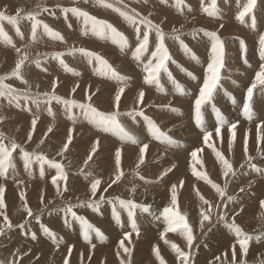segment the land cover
<instances>
[{"label": "rangeland", "instance_id": "obj_1", "mask_svg": "<svg viewBox=\"0 0 264 264\" xmlns=\"http://www.w3.org/2000/svg\"><path fill=\"white\" fill-rule=\"evenodd\" d=\"M58 1H61L62 4H60L61 2H58ZM109 1H113V4L110 6H103V5H107ZM138 1H142V5L140 7L137 4ZM100 3L101 5H99ZM257 3H258V0H248V1L247 0L245 1L244 0H235V1L234 0L232 1L231 0H226V1L225 0H132V1L131 0H101V1L100 0H52V1L51 0H40L36 2L35 4L32 1H29L26 3H18V4L8 3V2L0 3V43L2 46L10 49V51L19 52L21 51V48L18 45L19 38L22 37V40H24L26 38V35L28 36L29 33H35L37 30H46L49 33V36H51L50 38H48L46 42H50L53 46L64 47L63 50H56L53 52L48 51L49 53L48 52L42 53L40 51H38L39 53L35 52L32 54H27V55H24L23 53L22 58H21V63H17L16 65H12V66L8 65L9 60L5 59L2 53L0 52V69H1L0 70V86L2 84V86L0 87V109L13 107L12 109L19 113H22L24 111L29 112V110L31 113L32 112L33 113L34 112H37V113L44 112V115L47 117L48 122L50 123L49 126H51V129L49 131L50 136L52 135V133H55L56 130L60 131L61 136H62L61 138L54 139L52 141L51 140L47 141V138L44 137V139L40 140V144H42V146L37 147L33 153L29 152L30 151L29 149L36 145V140H38L39 138H37L35 136V133H33V135L30 134L31 143L29 144L23 143L22 138L21 140L19 137H17V135L16 136L12 135L13 128H10L11 129L10 133L6 129L8 128V124L10 125L11 122L13 121L11 119H7V115L5 113L1 114L2 116L0 117L1 118L0 120V144L2 145V147L0 145V148L1 150L2 148L5 150H2V151L0 150V156H1L0 163L5 162L4 165H7L6 168H4L6 173L4 172L3 178L8 179V177H10L11 174L12 175L15 174V171H17L20 165H22L31 170H37L44 176L49 175L52 179L59 177L62 179L60 180L62 184L61 186L56 188L57 191L56 190L54 191L57 196L54 195V198H53L48 195H43L42 198L44 200L42 199L40 201V204L34 203L35 204L34 205L33 202L30 201V197L28 194L29 192L27 191L22 192V194L20 195V199H21V202L24 204L21 207L18 206V209L11 207L10 206L11 204L4 203L5 202L4 200H7L6 191L5 189H2V191L0 190L1 191L0 192V246H1L0 251L9 250L11 249V245H13L14 242H18L16 238L14 240H11L12 236L14 235L13 233L17 234V237L26 236L25 238L27 239V241L24 242V244H19L20 246L22 245V247L24 248L17 247L14 250V253L9 258L3 257L4 253H1V252H4V251H1L0 252V264H26L27 262H29L28 264H42L43 259L40 262H39V259H41L44 256V253H42L41 250L36 246L40 238H42L49 245V247H54L55 243L61 244L65 240V238L68 237L69 235L68 233H73L74 231L78 230L79 234H82L83 238L86 237L89 240H92V239L95 240L96 238L95 240L96 242H104L110 237L106 233L107 229L109 228L110 230L114 228L116 232H118L119 230V232H121L119 233V235H122V234L125 235L128 232L133 233V232L138 231L137 233H139L140 236H143L144 234H149V233H145L142 228L146 230H155V229H160V228L162 230H167L166 229L167 226H165V223L167 224L176 223L178 227V231L180 232L181 230L183 232L186 240L190 244L189 249L180 248L181 250L180 251L179 246H178L179 243H176L177 247L174 246V248L176 249L172 257L176 259V261L178 262L177 264H194L193 260L196 261V259H198L199 257H205V251L208 248H210V242H212V240L210 239V235L213 234V232L217 230H220V232H224V230L226 229H231V230L234 229L233 231H235L236 229V231L238 232L243 231L242 228L238 227L240 223H238V221L237 222L233 221L236 218H233V216H235L234 213H229L230 205L228 201H225L227 203H225V207L222 208V213L220 212L219 217H218L219 221L218 223H216L217 224L216 225L214 224L213 218H212L213 220L212 224L210 222V206L208 205L210 204V200H208L207 198V200L204 201L203 200L204 198H202V200L204 201L203 202L204 207L201 210V215H202V218H204L205 222L207 220L209 224V228H206L205 230L207 231L208 229L210 228L211 229L208 230L207 232L206 231L203 232L200 235L199 232H195L193 230H192L193 232H191L190 230L191 225H193L192 223L195 224L197 223V221H196L195 215H193L192 211H190L189 209H188V212H187V209H183L184 212L183 210H181L183 213L179 212L180 205L178 204V207H179L177 208L178 211L167 213L166 210L163 211V208L154 206V203L147 202L145 200L143 201L140 200L139 198L141 197H135V195H133L132 196L134 198L133 199L132 197L126 196L125 194L121 192V189L123 187H125L126 189H129L128 182H133L134 180H137V179L138 180L140 179L139 181H142V182H147V184L151 181H153V183L156 182V184H161L159 183L161 182V180L167 177H173L171 172L175 169V167H178V164L176 165L177 161L175 160V156L182 155V154H178V152L182 153L181 150L184 148L182 146L183 145L185 146V143L188 146V150L187 152H184L186 153L185 154L186 156L184 158L185 159H189L191 157L194 158L193 153L196 152L195 154H197L198 157L195 161L197 165V169L195 170V172L199 174L201 164L204 158L210 155V142L208 143L206 149L199 151L201 144H202L201 142H203L202 135L209 134L208 136L210 137L213 134L214 128L211 129L210 127L213 126L219 129V128H224L228 123H230L231 125L229 124V128L230 126L232 127L231 130L233 129V131L236 132L235 133L236 136L240 134L241 130L243 131L245 130V128L250 127V124H251L250 121H248L247 119L243 120L240 117H238V115H236V112L238 109L247 108V114L251 119H259L261 121L264 120V118L259 114V107H258L257 101L255 102V112L258 114V116L251 115L248 109V104H250L249 100L251 98L249 97V95L251 92L256 91L259 94L257 98H264V83L254 84L255 76L257 74V71H254V69H256L257 67V55L264 56V38H263L264 30H262L264 5L260 4L261 7L258 8ZM198 4L200 6L199 8L207 7L205 9L206 14L209 13V15L212 17V19H214V21H220V20L224 21L228 19V21L230 22L232 20V22L237 26L236 30H233L234 32L231 34H227L225 36H222L221 33L218 34L219 42H217V44H218L219 53L217 54L218 57H217L215 68L211 70L210 68L212 66L210 64V61H208V58L207 57L204 58L203 56H201L197 52V50L199 49H202V51L204 50L203 49L204 48L203 39H205L204 35L210 36V39L213 40V37H214L213 30H215L214 28H212L213 30H211V27H205L203 28L204 30H202V29H195V27H191V28L182 29V31L180 30L181 32L175 31V30L170 31L165 28L164 22L156 20L157 16L158 17L160 15L162 16V14L165 13L166 11L167 13L169 11L172 14L175 12L174 13L175 17L183 16V15L186 16L190 14L195 15V12L198 9ZM244 4L245 6H242ZM153 5H155L156 7ZM235 5L236 6L238 5L237 7L239 8L241 7V9L243 7H246L247 10H248V7H250L251 9L248 10L249 12H251L254 8V11L253 13L243 14L241 16L239 15L238 19L236 20L237 22L236 23L234 21L235 13L231 10L229 12V9H228V7H232V6L234 7ZM142 6L148 7L149 9L151 8L152 10L144 11L142 9ZM15 8H17L18 10H16ZM157 8H160V9L158 10ZM38 9L39 11H36ZM95 9H99V10L104 9L102 10L103 12H101L103 14H97ZM151 11L153 12V14ZM138 12L140 15L138 14ZM150 12L152 16L150 15ZM186 12H190V13L186 14ZM51 13L52 15L50 16ZM75 13L76 15H74ZM130 13H134V14H130ZM108 15L112 19L109 18ZM118 18L120 19L117 20ZM144 18H146V20ZM133 19L134 20L136 19L135 22ZM183 19L188 20L186 18H183ZM56 21H58L59 24ZM150 22L152 23L150 24ZM44 23L45 24L49 23L50 26L45 25ZM131 25L133 28L131 27ZM99 26L102 28L101 31L100 29H98ZM64 28H65V31H64ZM225 28H226V23H224L223 26H221L218 29V31L222 32ZM67 29L68 30L70 29V32H68ZM237 29H240L239 32ZM109 31L112 32V36L114 35L112 39L116 42V44H118L121 54L125 55L126 57H127V51H130V50H132L131 53L140 62H143L144 59L148 58V56L150 55L151 58L153 59V60L151 59V64L149 67L150 69L142 70V72L133 71L132 74H129L128 72H130V69L128 66L127 68L119 66L122 64L117 63L116 62L117 60H115L112 57H109V55L111 54L110 50L109 52L104 51V50L102 52L97 51V50L95 51L91 47L87 46L85 43L76 44L72 41L73 40L72 38L75 33L84 34L85 32L86 33L93 32L99 37L101 33H109ZM244 31H246L247 34ZM249 31L250 32L253 31V32L250 33ZM62 33L64 34L62 35ZM135 33L137 34V36ZM234 33L235 35H233ZM248 33H250V35ZM242 36L244 38H242ZM34 37L38 38L36 34L34 35ZM259 40L260 41L263 40L261 42L263 44V48H262L263 50L261 52L260 50H258V53H257V51L255 50V47H256V43H259ZM244 41L246 44L244 43ZM124 48L126 50H124ZM177 48L183 52V56H181V59L178 58ZM221 48L222 50H220ZM238 48L240 51L238 50ZM232 51L234 52L232 53ZM255 51H256V54H255ZM155 60H156V65L153 66V63L155 62ZM98 61L100 62V64ZM176 62H179V64ZM55 64H58L61 67V69L66 71L67 75L73 78H76V76H78L79 78L82 77V75H84L85 73V72H82L83 66H86L88 64H90L92 71H94L95 73H98L99 76L102 78V80L104 79L105 81L107 80L106 78L110 79L112 77L113 79H118L123 82L130 83V81L132 82V79L133 81H136L135 77H137V79L142 78V73L143 74L145 73L153 81V82H150L148 86H150L154 90L156 88L160 92L162 91V94L166 95V97L164 98L166 99L167 104H158V105L152 104L150 106L149 105L145 106L143 102L142 104H140V106L137 109L127 110V111H122L121 109H119V111L116 110L110 113L105 112L104 114V110L97 108V105H95L93 102L98 95L97 92H95L94 94V92L91 93V90H89L87 95L84 98H82V97L76 96V94L80 92L79 90L80 87H73L67 94L65 95L61 94L60 92L61 84L60 82H58L59 80H56L58 84L55 82L56 85L50 88L45 87L44 84H42L41 86L37 85L36 87L35 85L32 84L33 83L32 78L29 75L32 74L33 68L49 72L50 71L49 67L52 68V66ZM185 67L186 69H184ZM236 67L238 68V70ZM122 68H124V70ZM15 70L16 72L14 73ZM178 70H182L183 73L185 72L190 77L191 83L189 85L182 80V78L180 77V74L178 76ZM182 72L180 71V73ZM155 76L156 78L159 76L158 77L159 79L158 78L155 79ZM208 78L211 80H209ZM34 82L37 84L41 83L40 81H34ZM41 87L42 88L45 87V88L42 89ZM130 87H131L130 84H127L126 88H130ZM204 87H207V88L204 89ZM231 87H233L232 89L234 90H231L230 89ZM238 87L239 88L243 87L242 96L244 95V88H245L246 95L249 98V100L245 102L244 104L242 103L241 93L236 91L237 89H239ZM170 92H172L173 95ZM206 92H207L208 97L206 94L204 95V93ZM230 92H234L238 96L237 106H234L232 101L229 99ZM172 98L174 99L172 100ZM198 99H199V103H198ZM4 101L6 102L7 105L5 104ZM192 101L194 102L196 101V102L194 103ZM80 113L91 116V118L93 117L92 119H94V121L96 119L97 123L99 124L103 123V125L101 124L103 127H101L100 125H98L96 122H94L91 119H87L86 117L83 119L79 117V115H81ZM62 114L66 117L65 122H63L64 120L61 122ZM113 114L115 115L113 116ZM124 116H126V118ZM174 116H180L181 118H186L190 116L189 118L191 119L186 125H184L183 123L182 125L181 123L179 124L178 122L175 121ZM118 117H120V119ZM100 119H103L102 122ZM111 119L112 121L110 123L109 121ZM123 119L124 120L126 119L125 120L126 123ZM128 119L130 120V123L129 121H127ZM145 119L150 122L148 123V125L140 123V121L146 123L147 121ZM99 120L101 123L98 122ZM138 120L139 122H136ZM161 120H162V123H161ZM116 121L118 123L121 122L122 123L121 125L122 126L124 125V126L122 127L120 123L118 124L116 123ZM131 122L133 125L131 124ZM77 123H81L89 127L90 132L92 133L94 131L95 132L97 131L101 134H105L104 136H107V138L102 137V140L106 138V140H110L111 142H113L114 145H118V147L121 146L123 142H125L124 145L126 146H130V147L133 146L132 148H136V154L134 155L133 158L122 160L120 165H118L115 159L111 156L109 159L108 165L104 166L103 164H101V162L98 159L95 158L96 151L104 147L102 144L98 142V140H93L90 143L91 153L88 156L82 153L79 145H76L75 135L77 133H80L84 129L82 126H80ZM115 123L117 126H115ZM128 123L130 124V126L132 125L131 127L129 126V128L127 127ZM105 124L106 125L108 124V125L104 127ZM178 124L180 126H178ZM196 124L199 125L201 130L199 129L198 125L196 126ZM174 125L177 127H175ZM257 125L259 128L262 126L261 123H257ZM59 126L61 127L58 128ZM170 127L174 131H172ZM179 127H181L182 129ZM194 128L196 130H194ZM120 130L122 133H120ZM124 131L127 133H124ZM192 131L194 132L196 131V133H199L201 136L198 135L194 137L193 140L190 139L191 137L190 133ZM222 131L223 130H221V134H223L224 132ZM118 132L120 136L118 135ZM181 132L183 135H181ZM115 134L118 136L116 137ZM8 135L12 137V139L9 138ZM132 135L134 137H132ZM108 136H109V139H108ZM170 136L171 137L174 136V137L171 138ZM188 136H189V139H188ZM5 137H7V139ZM4 138L6 140H3ZM112 138L113 140H111ZM124 138L125 139L127 138L126 140H129L127 141L128 144L126 143V140H124ZM66 139H68V142L65 144H62L61 142ZM6 141H8V143ZM131 141L132 143L130 144L132 145H129V142ZM171 142L174 143V145ZM14 143L17 146H19V148ZM43 143H44V146H43ZM118 143L119 144L121 143V144L119 145ZM161 143L162 145L165 144L164 147L165 146L167 147L168 145V147L165 148L164 151H162L164 147H162ZM179 143H181L180 146L182 145L180 150L177 149L178 148L177 146H176L177 148L175 147V145L179 146ZM154 144L158 145V147L157 146L155 147ZM25 145H27V148L24 147ZM75 145L79 147L77 151H75L76 149ZM197 146H198L197 148L198 151L196 149ZM153 147H154V150L157 151L158 157L155 161H150L146 158V156H148V149L153 148ZM169 147L171 149L175 148L176 150H173V149L170 150ZM213 148L215 149V151L218 153V155L221 158L222 156H224L223 153L221 155V152H222L221 150L217 149L216 147H213ZM177 150L178 152H176ZM70 151L71 153L72 152L75 153L74 156L70 153ZM8 153L9 155H7ZM165 153H168V154H165ZM165 157H167L168 159L171 158L168 163H167V160H165L166 159ZM262 158H264V154L259 156L258 158L252 157L247 164L243 166H238V167L236 166L234 167V169H231L230 174L228 175V181H227V184L229 185L224 186L223 187L224 190L221 189L222 193L223 191H225L226 193H229L231 195L229 197H233V195L230 192L231 186H233V188L237 189L240 192V194L243 195V193H245L244 198L246 200L254 196L256 193V186L252 184L251 182L250 183L248 182L249 176L252 174L251 171L253 170V168H254L253 171L264 169V165H263L264 159ZM164 160L166 162L165 165L160 166L161 164H163ZM12 161L14 162L12 163ZM17 161L18 162L22 161V163H19L20 165H18ZM27 161H29V163L31 161L33 162L29 164ZM88 164H90V166ZM130 164H134L135 172H133L132 169L129 168ZM34 165L37 166L38 169L37 167H34ZM155 169H156V173L162 172L160 173L162 176L160 177L161 180L159 178L160 181H158L157 178L149 179V177H144L142 175V173L148 174L151 171L153 173V170ZM171 169L172 171H170ZM98 170H101L100 175H98V172H97ZM260 170L258 171L259 176L262 174V171ZM47 171L49 172V174L47 173ZM165 175L166 177L164 178L163 176ZM175 175L178 176L179 173L176 172ZM141 177L145 179H142ZM206 177L208 179L205 180L204 184L207 185L208 183L207 181L210 180V182L208 183V186L210 187V191L212 190L213 186L218 187V181L220 180V177L216 176V178H214V176L211 175V173L210 175L208 173ZM117 178L122 179V180L119 181V179ZM0 179H1V176H0ZM100 180L103 183L100 182ZM148 180H151V181H148ZM21 181H25V180H21L20 178L14 176L7 181V184L17 185ZM112 182L114 183L112 184ZM119 182H122L121 187L119 188L121 195H118V192H116L115 194L114 192L109 190L110 188L115 187V185ZM237 183L241 185V187L238 186ZM75 184L81 185L85 191L88 190V193L85 199H81L80 196H76L75 198H73L72 195H69L73 193ZM98 185H100V187ZM108 185H109V188H108ZM81 194L83 193H79V195ZM26 197L28 199H26ZM118 197L120 198V200L118 199ZM114 198L115 200H113ZM242 201L243 200L238 199L235 201L236 203L234 202L233 204L234 205L236 204L237 206H240L241 204L242 205L247 204L246 202L242 203ZM110 204L112 206H110ZM9 209H11L10 210L11 212H9ZM14 211L15 213H13L12 215L11 213ZM178 212L180 214H178ZM35 214H39V215H35ZM182 214L183 215L185 214L186 216L185 215L183 216ZM156 217L158 218V220H156ZM163 217L164 218L166 217V220L163 219ZM170 218L174 219L175 222L170 220ZM176 218H178L179 220L178 219H177L178 221L175 220ZM164 220L167 222H165ZM197 220L199 222L198 217H197ZM228 221L232 222L230 226L224 224V223L227 224ZM59 224L61 226H59ZM155 225H157V227L153 229ZM124 228L126 230H124ZM174 228H176V226ZM41 231L45 232L44 235H42ZM98 237H99V240L101 237L100 241H98ZM170 237L173 239L174 234H172ZM251 237H253V239ZM262 239L264 240V231L262 232V237L254 234V235L249 236L248 238H246L245 236L242 241L244 240L248 242L252 241L250 245L252 244L255 246V244H257L259 240H260L259 244H261V242L263 241ZM237 241H239V238H234L233 242L235 243ZM65 243H66V240H65ZM138 245L139 243H137V246ZM137 246H133L130 249V253L121 260L120 264H137V259L134 257L136 254L135 251L139 249V247ZM92 248L94 247H91V249ZM200 248L202 252L201 256H199ZM25 249H27L29 252L28 251L24 252ZM69 254L66 255V257L68 256V260L65 259L64 261H60V262L59 261L55 262V260H50L48 263L49 264L51 263L52 264H79L80 262L81 264H88V263L90 264V262L84 261V256L82 257V260L80 261L79 260L73 261L71 257L72 256L71 252ZM240 262L241 263H238V264H250L248 257L244 258V261L241 260ZM163 264H166L165 261ZM255 264H259V263H255Z\"/></svg>", "mask_w": 264, "mask_h": 264}, {"label": "bare ground", "instance_id": "obj_2", "mask_svg": "<svg viewBox=\"0 0 264 264\" xmlns=\"http://www.w3.org/2000/svg\"><path fill=\"white\" fill-rule=\"evenodd\" d=\"M32 1L34 2V4L40 0H0V3H26ZM52 1V0H51ZM101 1V0H100ZM132 1V0H131ZM226 1V0H225ZM232 1V0H231ZM235 1V0H234ZM245 1V0H244ZM248 1V0H247ZM61 2V1H58ZM195 2V1H193ZM222 2V1H221ZM50 3V2H49ZM197 3V2H196ZM207 3V2H206ZM245 3V2H244ZM28 4V3H27ZM51 4V3H50ZM62 4V2L60 3ZM113 4V1H109L107 5H103V6H110ZM115 4V3H114ZM138 6L140 7L142 5V1H138L137 2ZM210 4V3H209ZM233 4V3H232ZM246 4V3H245ZM242 5V6H245ZM258 8L261 7L260 4L264 5V0H258ZM101 5V3L99 4ZM156 5V4H155ZM153 5V6H155ZM160 5V4H158ZM163 5V4H162ZM212 5V4H211ZM223 5V4H222ZM53 6V5H52ZM56 6V5H55ZM132 6V5H131ZM167 6V5H166ZM238 6V5H237ZM236 5L233 7H228L229 12L230 10L233 11L235 13L234 16V21L236 22V20L238 19L239 15H243V14H248V13H253L254 8L251 12H249L248 10L251 9L250 7H248V10L246 7H243L241 9V7H237ZM4 7V6H3ZM6 7V6H5ZM151 7V6H150ZM156 7V6H155ZM160 7V6H158ZM199 4H198V9L195 12V15L190 14V15H186V16H174V13L172 14L171 12L167 11L165 13L162 14V16L160 15L159 17H156V20L164 22L165 28L172 31H182V29H186V28H191V27H195V29H202L205 27H211V30H213L212 28H214L215 30H213L214 33V37L213 40L210 39V36L208 35H204L205 39H203V43H204V50L202 51V49L197 50V52L203 56L204 58L207 57L208 61H210L211 64V69L215 68L216 65V61H217V54L218 52V44L217 42H219V36L218 34L221 33L222 36H225L227 34H231L236 30V25L230 21H228V19L222 21H214V19H212V17L208 14H206L205 8H199ZM222 7V6H220ZM89 8V7H87ZM153 8V7H152ZM166 8V7H165ZM215 8V7H214ZM16 10H18L17 8H15ZM14 9V10H15ZM22 9V8H21ZM45 9V8H44ZM142 9L144 11H150L152 10L151 8L149 9L148 7L142 6ZM158 10L160 8H157ZM177 9V8H176ZM2 10V8H1ZM104 10V9H102ZM101 9H95L97 14H103L101 12H103ZM134 10V8H133ZM172 10V9H171ZM224 10V9H223ZM263 10V9H262ZM36 11H39L36 10ZM127 11V10H126ZM142 11V10H141ZM140 11V12H141ZM70 12V11H68ZM105 12V11H104ZM134 12V11H133ZM152 12V11H151ZM150 12V15H151ZM158 12V11H157ZM205 12V13H203ZM208 12V11H207ZM73 13V12H72ZM106 13V12H105ZM143 13V12H142ZM155 13V12H154ZM190 12H186V14H189ZM198 13V14H197ZM25 14V13H24ZM23 14V15H24ZM68 14V13H67ZM130 14H134V13H130ZM139 14V12H138ZM146 14V13H145ZM153 14V12H152ZM40 15V14H38ZM37 15V16H38ZM52 15V13L50 14V16ZM65 15V14H64ZM76 15V13L74 14ZM113 15V14H112ZM129 15V14H128ZM140 15V14H139ZM181 15V13H180ZM251 15V14H249ZM46 16V15H45ZM109 16V15H108ZM117 16V15H116ZM152 16V15H151ZM40 17V16H39ZM64 17V16H63ZM66 17V16H65ZM115 17V16H113ZM137 17V15H136ZM142 17V16H141ZM229 17V16H228ZM231 17V16H230ZM233 17V16H232ZM53 18V16H52ZM62 18V17H61ZM109 18H111L109 16ZM131 18V17H130ZM135 18V17H134ZM147 18V16H146ZM146 18H144L146 20ZM183 18H186L188 20H184ZM253 18V17H252ZM57 19V18H56ZM112 19V18H111ZM120 18H118L117 20H119ZM122 19V18H121ZM152 19V18H151ZM167 19V20H166ZM248 19V18H247ZM134 20V19H133ZM136 20V19H135ZM134 20V22H135ZM59 21V20H58ZM56 21L58 24L59 22ZM73 21V20H72ZM138 21V19H137ZM136 21V22H137ZM144 21V20H143ZM148 21V20H147ZM250 21V19H249ZM63 22V21H62ZM74 22V21H73ZM115 22V21H114ZM145 22V21H144ZM248 22V21H247ZM32 23V22H31ZM102 23V22H101ZM107 23V22H106ZM116 23V22H115ZM125 23V22H124ZM133 23V22H132ZM148 23V22H147ZM152 22H150L151 24ZM226 23V28L220 32L218 31V29L223 26V24ZM237 23V22H236ZM252 23V22H251ZM45 24V23H44ZM43 24V25H44ZM76 24V23H75ZM111 24V23H110ZM131 24V23H130ZM142 24V23H141ZM250 24V23H249ZM253 24V23H252ZM45 25H49L45 24ZM113 25V24H112ZM145 25V24H144ZM161 25V24H159ZM158 25V26H159ZM247 25V24H246ZM245 25V26H246ZM50 26V25H49ZM118 26V25H117ZM129 26V25H128ZM150 26V25H149ZM147 26V27H149ZM157 26V27H158ZM249 26V25H248ZM61 27V26H60ZM103 27V26H102ZM132 27V25H131ZM144 27V26H143ZM156 27V26H155ZM241 27V26H240ZM247 27V26H246ZM47 28V27H46ZM68 28V27H67ZM111 28V27H110ZM118 28V27H117ZM116 28V29H117ZM133 28V27H132ZM151 28V27H150ZM252 28V27H251ZM250 28V29H251ZM38 29V28H37ZM36 29V30H37ZM49 29V28H48ZM78 29V28H77ZM100 31H101V27L99 26ZM115 29V28H113ZM144 29V28H143ZM147 29V28H146ZM242 29V28H241ZM245 29V28H244ZM249 29V28H248ZM60 30V29H59ZM80 30V28H79ZM194 30V29H193ZM238 32L240 29H237ZM262 30H264V15H263V23H262ZM65 31V28H64ZM68 32H70V29L68 30ZM129 31V30H128ZM132 31V30H131ZM164 31V30H163ZM162 31V32H163ZM180 31V32H181ZM189 31V30H188ZM197 31V30H196ZM247 31V30H246ZM244 31V32H246ZM251 31V30H250ZM249 31V32H250ZM260 31V30H259ZM79 32V31H78ZM84 32V31H83ZM137 32V31H136ZM156 32V31H155ZM159 32V31H158ZM194 32V31H193ZM243 32V30H242ZM253 32V31H252ZM250 32V33H252ZM257 32V31H255ZM119 33V32H118ZM151 33V32H150ZM153 33V32H152ZM183 33V32H182ZM192 33V32H191ZM250 33H248L250 35ZM263 33V32H262ZM37 35L38 38H35L34 35ZM64 33H62L63 35ZM73 34V33H72ZM136 34V33H135ZM160 34V33H159ZM164 34V33H163ZM188 34V33H187ZM197 34V33H195ZM209 34V33H208ZM247 34V32H246ZM261 34V33H260ZM71 35V34H70ZM102 35V37H101ZM146 35V34H145ZM154 35V34H152ZM151 35V36H152ZM211 35V34H210ZM235 35V33L233 34ZM244 35V34H243ZM248 35V36H249ZM253 35V34H252ZM65 36V35H64ZM137 36V34H136ZM149 36V35H148ZM168 36V35H167ZM260 36V35H259ZM51 36H49V33L46 30H37L35 33H29L28 36L26 35V38L24 40H22V37L18 39V45L21 48V51L19 52H14V51H10V49L5 48L4 46L1 45L0 43V52L2 53V55L4 56L5 59L9 60V64L10 66L12 65H16L17 63H21V58L22 55L24 53V55L27 54H32V53H39L38 51L44 53V52H48V51H56V50H63L64 47L62 46H53L50 42H46L48 40V38H50ZM114 37V35L112 36V32L109 31V33H101L100 36L98 37V35H96L93 32L90 33H75L73 36V42L76 44L79 43H85L87 46L91 47L92 49H94L95 51H100L102 52L107 51L109 52V50L111 51V54L109 55V57L114 58L115 60H117V63H121L122 67L127 68V66L130 69V72H128L129 74H132L133 71H138V72H142V70H149L150 68V64H151V56L149 55L148 58H145L143 62H140L138 59H136L133 54L131 53L132 50L127 51V57L123 54H121L120 49L118 47V44H116V42L112 39ZM157 37V36H156ZM155 37V38H156ZM240 37V35H239ZM252 37V36H251ZM257 37V36H256ZM261 37V36H260ZM65 38V37H64ZM69 38V37H68ZM67 38V39H68ZM135 38V37H134ZM170 38V37H168ZM175 38V37H174ZM178 38V37H176ZM182 38V37H181ZM237 38V37H236ZM242 38H244L242 36ZM246 38V37H245ZM264 38V35H263ZM62 39V38H61ZM66 39V38H65ZM70 39V38H69ZM231 39V37H230ZM251 39V38H250ZM253 39V38H252ZM262 39V38H261ZM156 40V39H155ZM241 40V39H240ZM61 41V40H60ZM68 41V40H67ZM66 41V42H67ZM173 41V40H172ZM238 41V40H237ZM247 41V40H246ZM263 40H259V43H256V47L255 50L258 53V50H260V52L263 50V44L261 43ZM65 42V43H66ZM118 42V41H117ZM257 42V41H256ZM64 43V42H63ZM160 43V42H159ZM245 43V41H244ZM168 44V43H167ZM173 44V43H172ZM185 44V43H184ZM246 44V43H245ZM255 44V43H254ZM84 45V44H83ZM156 46V45H155ZM222 46V45H221ZM14 47V46H13ZM75 47V45H74ZM81 47V46H80ZM220 47V46H219ZM240 47V46H239ZM57 48V49H56ZM233 48V47H232ZM73 49V48H71ZM80 49V48H79ZM178 49V48H177ZM190 49V48H189ZM68 50V49H67ZM91 50V49H90ZM124 50H126L124 48ZM123 50V51H124ZM222 50V48L220 49ZM234 50V49H233ZM239 50V48H238ZM5 51V52H4ZM78 51V50H77ZM160 51V50H159ZM240 51V50H239ZM242 51V50H241ZM255 51V54H256ZM234 51H232L233 53ZM238 52V51H237ZM49 53V52H48ZM151 53V52H150ZM154 53V51H153ZM190 53V52H189ZM242 53V52H241ZM263 53V52H262ZM59 54V53H58ZM65 54V53H64ZM37 55V54H36ZM35 55V56H36ZM40 55V54H39ZM62 55V53H61ZM153 55V54H152ZM48 56V55H47ZM143 56V54H142ZM181 56H183V52L178 49V58L181 59ZM185 56V55H184ZM232 56V55H231ZM31 57V56H30ZM39 57V56H38ZM60 57V56H59ZM147 57V56H146ZM242 57V55H241ZM240 57V58H241ZM66 58V57H65ZM176 58V57H175ZM206 58V59H207ZM224 58V57H223ZM234 58V57H232ZM3 59V57H2ZM45 59V58H44ZM62 59V58H60ZM110 59V58H109ZM108 59V60H109ZM174 59V58H173ZM188 59V58H187ZM26 60V59H25ZM67 60V59H66ZM113 60V59H112ZM153 60V59H152ZM159 60V59H158ZM169 60V59H168ZM175 60V59H174ZM173 60V61H174ZM235 60V59H233ZM24 61V60H23ZM37 61V60H36ZM164 61V60H163ZM167 61V59H166ZM181 61V60H180ZM83 62V61H82ZM99 62V61H98ZM153 62V61H152ZM161 62V61H160ZM240 62V61H239ZM114 63V62H113ZM116 63V64H117ZM171 63V62H170ZM179 64V62H176ZM242 63V62H241ZM100 64V62H99ZM111 64V63H110ZM165 64V63H164ZM196 64V63H195ZM207 64V63H206ZM243 64V63H242ZM64 65V64H63ZM156 65V60L153 63V66ZM177 65V64H176ZM240 65V64H239ZM51 66V65H50ZM98 66V65H97ZM111 66V65H110ZM166 66V65H165ZM182 66V65H181ZM190 66V64H189ZM208 66V65H207ZM218 66V65H217ZM5 67V66H4ZM3 67V68H4ZM70 67V66H69ZM75 67V66H74ZM205 67V66H204ZM239 67V66H238ZM18 68V67H17ZM26 68V67H25ZM50 68V71H44V70H39L36 68H33L32 74L29 75L32 78V84L35 85V87L37 85H42L44 84L45 87L50 88L55 84L56 80H59L58 82H60V92L61 94L65 95L67 94L73 87H80L79 90L80 92H78L76 94L77 97H82L84 98L88 91L91 90V93L97 92V97L96 99L93 101L95 105H97V108H100L102 110H104V114L105 112H114L116 110L119 111V109H121L122 111H127V110H132V109H137L140 104H142L144 102L145 106L147 105H152V104H167L166 103V99L164 97H166V95L162 94V91L160 92L158 89L155 88V90L153 88H151L149 85L150 82H153L148 75H146L145 73H142V78L137 79V77H135L136 81L132 82L130 81V83H126L123 82L121 80L118 79H108L105 81L104 79L102 80V78L99 76L98 73H95L94 71H92L90 64L83 66L82 72H85L84 75H82V77H78L76 76V78L70 77L69 75L66 74V71L61 69V67L58 64H55ZM94 68V67H93ZM138 68V69H137ZM196 68V67H195ZM200 68V67H199ZM202 68V67H201ZM235 68V67H234ZM237 68V67H236ZM124 70V68H122ZM121 69V70H122ZM186 69V67L184 68ZM191 69V68H190ZM229 69V68H228ZM249 69V68H248ZM254 69V68H253ZM1 70V69H0ZM8 70V69H7ZM69 70V69H68ZM67 70V71H68ZM112 70V69H111ZM115 70V69H114ZM162 70V69H161ZM160 70V71H161ZM169 70V69H168ZM167 70V71H168ZM172 70V69H171ZM203 70V69H202ZM238 70V68H237ZM6 71V70H5ZM99 71V70H97ZM102 71V69H101ZM180 71L182 72V70H178V76L180 74V77L182 78V80L184 82H186L188 85L191 83V79L190 77L184 72L180 73ZM241 71V70H240ZM239 71V72H240ZM250 71V70H249ZM254 71H257V74L255 76V83H264V56L262 55H257V67L256 69H254ZM7 72V71H6ZM16 72V70L14 71V73ZM18 72V71H17ZM190 72V71H189ZM10 73V72H9ZM8 73V74H9ZM68 73V72H67ZM160 73V72H159ZM244 73V71H243ZM255 73V72H254ZM24 74V73H23ZM73 74V73H72ZM204 74V73H203ZM210 74V73H209ZM3 75V74H2ZM7 75V74H6ZM13 75V74H12ZM120 75V74H119ZM157 75V74H156ZM160 75V74H159ZM205 75V74H204ZM221 75V74H220ZM251 75V74H250ZM81 76V75H79ZM121 76V75H120ZM207 76V75H206ZM212 76V75H211ZM12 77V76H11ZM126 77V76H125ZM140 77V76H139ZM154 77V76H153ZM159 77V76H158ZM157 77V78H158ZM173 77V75H172ZM204 77V76H203ZM210 77V76H209ZM127 78V77H126ZM129 78V77H128ZM131 78V77H130ZM155 76V79H157ZM168 78V77H167ZM253 78V77H252ZM154 79V80H155ZM159 79V78H158ZM209 79V78H208ZM254 79V78H253ZM167 80V79H165ZM211 80V79H209ZM208 80V81H209ZM250 80V79H249ZM248 80V81H249ZM34 81H40V84L35 83ZM126 81V80H125ZM169 81V80H167ZM171 81V80H170ZM207 81V80H206ZM246 81V82H248ZM210 82V81H209ZM57 83V82H56ZM251 83V82H250ZM58 84V83H57ZM127 84H130V88H126ZM141 84V85H140ZM161 84V83H160ZM171 84V83H170ZM203 84V83H202ZM251 85V84H250ZM2 86V84H1ZM0 86V87H1ZM201 86V85H200ZM247 86V85H246ZM260 86V85H259ZM26 87V86H25ZM44 87V88H45ZM164 87V86H162ZM188 87V86H187ZM249 87V86H248ZM258 87V86H257ZM3 88V87H2ZM5 88V87H4ZM42 88V87H41ZM42 88V89H44ZM207 87H204V89ZM215 88V87H214ZM233 87H231V90ZM239 88V87H238ZM38 89V88H37ZM169 89V88H167ZM179 90V89H178ZM58 91V89H57ZM156 91V92H155ZM176 91V89H175ZM180 91V90H179ZM236 91L241 93V98H242V103L244 104L245 102H247L249 100V98L246 95L245 92V88H244V95L242 96V92H243V87H240L239 89H237ZM203 92V91H202ZM23 93V92H22ZM172 93V92H170ZM178 93V92H177ZM199 93V91H198ZM11 94V93H10ZM59 94V93H58ZM90 94V93H89ZM93 94V95H94ZM176 94V92H175ZM202 94V93H201ZM207 95V92L204 93V95ZM210 94V93H208ZM20 95V94H19ZM92 95V96H93ZM173 95V93H172ZM180 95V94H178ZM182 95V94H181ZM91 97V95H90ZM169 97V95H168ZM195 97V96H194ZM208 97V95H207ZM250 97V96H249ZM183 98V97H182ZM193 98V97H192ZM174 98H172L173 100ZM180 99V98H179ZM191 99V98H190ZM18 100V99H17ZM186 100V99H185ZM71 101V100H70ZM204 101V99H203ZM257 104L259 107V114L264 118V98H257ZM5 102V101H4ZM57 102V101H56ZM178 102V101H177ZM185 102V101H184ZM194 102V101H192ZM196 102V101H195ZM194 102V103H195ZM55 103V102H54ZM72 103V102H71ZM180 103V102H179ZM198 103H199V99H198ZM3 104V103H2ZM6 104V102H5ZM21 104V103H20ZM59 104V103H58ZM62 104V103H61ZM7 105V104H6ZM175 105V104H174ZM199 105V104H198ZM202 105V104H201ZM59 106V105H58ZM161 106V105H160ZM195 106V104H194ZM57 107V106H56ZM61 107V105H60ZM168 107V106H167ZM199 107V106H198ZM13 107H8V108H1L0 109V117L2 116L1 114H6L7 115V119H11L13 122H11V124H8V128H6L8 130V132L10 133L11 129L13 128V132L12 135H17V137H19L20 139H23V143H31V139H30V134L33 135V133H35V136L37 138H39L38 140H36V145L33 146L32 148H30L28 151L29 152H34V150L39 147L42 146V144H40V140L47 138V141H52L54 139H58L61 138V133L60 131L56 130L55 133H52V135L50 136V129L51 126L50 123L48 122L47 117L44 115V112H22L19 113L15 110L12 109ZM85 108V107H84ZM171 108V107H170ZM189 109V108H188ZM193 109V107H192ZM195 109V108H194ZM27 110V109H26ZM64 110V109H62ZM95 110V109H94ZM98 110V109H97ZM120 110V111H121ZM197 110V109H196ZM21 111V110H20ZM34 111V110H33ZM59 111V109H58ZM81 111V110H80ZM86 111V110H85ZM91 111V109H90ZM99 111V110H98ZM102 112V111H101ZM190 112V111H189ZM98 113V112H97ZM100 113V112H99ZM108 113V114H109ZM119 113V112H118ZM117 113V114H118ZM124 113V112H122ZM127 113V112H126ZM131 113V112H130ZM172 113V112H171ZM81 114V113H80ZM92 114V113H91ZM96 114V113H95ZM155 114V113H154ZM115 114H113L114 116ZM120 115V114H119ZM144 115V114H143ZM158 115V114H157ZM198 115V114H196ZM236 115H238V117H240L243 120H248L251 122L250 127L249 128H245V130H241L240 134H238V136L235 135V131H233V129L231 130V126L229 128V124L228 123L224 128H216V127H210L211 129L214 128L213 134L209 137L208 135H202L203 136V142H201V147L200 150H204L207 148L208 143L210 142V155L206 156L201 164V168H200V173H196L195 170L197 169V165H196V159L198 157L197 154H194V158L191 157L189 159H185L184 157L186 156L184 152H187L188 150V146L185 143V146L181 145L182 147H184L181 152H178V150L176 152H178V154H182L180 156H175V160L177 161L176 165L178 164V167H175V169L172 171V169L170 171L173 177H166L163 176L165 179L161 180L160 177L162 172L160 173H156V169L149 172L148 174L146 173H142V175L144 177H149V179H158V181L161 180V184H156V182L153 183V181H151L147 184V182H142L137 180H134L133 182H128L129 185V189H126L125 187H123L121 189V192L123 194H125L128 197H132L133 195H135V197H141L139 198L140 200H145L147 202H151L154 203V206L157 207H161L163 208V211L166 210L167 213H172V212H176L178 211L177 208L178 204L180 205V211L183 209H188L190 211H192V214L195 215L196 221L197 223H192L193 225H191V232L195 231V232H199V234L201 235L203 232H205L206 228H209V224L208 221L204 220V218H202L201 215V210L204 207V201L210 200V204H208L210 206V222L212 224V221L214 220V224L218 223L219 219V214L220 212L222 213V208L225 207V201L229 202V213H234L235 216H233L234 219L233 221L240 223V225L238 227L242 228L243 231H233L231 229H226L224 230V232H220V230H217L215 232H213V234L210 235V239L212 240V242H210V248H208L205 251V257H199L198 259L193 260L194 264H238L241 263L240 261H244V258L248 257L249 258V262L250 264H255V263H259V264H264V240L260 243V240L257 244L254 245H250V243L252 242H248L246 240L242 241L244 239V237L246 236V238H248L251 235H257V236H261L262 237V232L264 231V169H259L260 171H262V174L259 176L258 171L259 170H253L251 171L252 174L249 176V183L251 182L252 184H254L256 186V193L254 196L250 197L249 199H245L244 198V194H240V192L237 189H234L233 186H231V194L233 195V197H229L231 196L229 193H226L225 191L222 190L224 186L229 185L227 184L228 181V175L230 174V170L234 169V167H238V166H243L245 164H247L250 159L252 157H259L261 155L264 154V120L261 121L259 119H251L248 114H247V108L244 109H238L236 112ZM96 116V115H95ZM103 116V115H102ZM134 116V115H133ZM160 116V115H159ZM168 116V115H166ZM79 117L81 118H87V119H91L94 121V119L91 118V116L88 115H84L81 114L79 115ZM89 117V118H88ZM117 117V116H116ZM126 118V116H124ZM153 117V116H152ZM158 117V116H157ZM172 117V116H171ZM190 117V116H189ZM186 117V118H181L180 116H174V119L176 122H178L179 124L183 123L184 125H186L191 118ZM237 117V118H238ZM108 118V117H107ZM120 119V117H118ZM117 118V119H118ZM135 118V117H134ZM138 118V117H137ZM141 118V116H140ZM196 118V117H195ZM6 119V118H5ZM6 119V120H7ZM110 119V118H109ZM115 119V118H113ZM116 119V120H117ZM144 119V118H143ZM152 119V118H151ZM150 119V120H151ZM172 119V118H171ZM240 119V120H241ZM1 120V118H0ZM10 120V121H11ZM64 120V121H63ZM66 117L62 114L61 116V122H65ZM101 122L103 119H100ZM100 120L98 122H100ZM105 120V119H104ZM124 120V119H123ZM126 120V119H125ZM124 120V121H125ZM140 120V119H139ZM136 121V122H139ZM146 120V119H145ZM154 120V118H153ZM156 120V119H155ZM195 120V119H194ZM198 120V118H197ZM196 120V121H197ZM239 120V119H238ZM112 119L109 121L111 123ZM127 121L130 120L128 119ZM147 121V120H146ZM145 121V122H146ZM159 121V120H157ZM171 121V120H170ZM60 122V123H61ZM96 119H95V121ZM100 122V123H101ZM104 122V121H103ZM133 122V121H132ZM131 122V124H132ZM164 122V121H163ZM195 122V121H194ZM232 122V121H230ZM246 122V121H245ZM116 123H118L116 121ZM115 123V126H117ZM120 125L122 124L121 122H119ZM118 123V124H119ZM126 123V121H125ZM128 123V128L130 126V124ZM134 123V122H133ZM140 123L143 124H147L150 123L149 121H147L146 123L140 121ZM162 123V120H161ZM196 123V122H195ZM236 123V121H235ZM257 123H261V127L259 128ZM80 126H82L84 129L80 132L77 133L75 135L76 138V145H79L81 148V151L84 155L88 156L91 153V147H90V143L93 140H98V142L100 144H102L104 147L98 149L95 153V158L98 159L101 164H103L104 166L108 165L109 159L112 156L116 163H118V165H120L122 160H127L130 158H133L134 155L136 154V148H132L130 146H126L124 145L125 142H123V144L121 146L118 147V145H114L113 142H111L110 140H106L107 136H104L105 134H101L99 132H95L93 133L90 132V128L81 124V123H77ZM101 127H103V123L99 124ZM135 124V123H134ZM152 124V123H151ZM178 124V126H180ZM182 124V125H183ZM234 124V123H233ZM243 124V123H241ZM108 125V124H107ZM106 124L104 125L107 126ZM110 125V124H109ZM133 125V124H132ZM131 125V126H132ZM136 125V124H135ZM134 125V126H135ZM198 124H196L197 126ZM231 125V124H230ZM13 126V127H12ZM122 126V125H121ZM124 126V125H123ZM122 126V127H123ZM130 126V127H131ZM175 126V125H174ZM236 126V125H235ZM61 126H59L58 128H60ZM110 127V126H109ZM151 127V126H150ZM169 127V126H168ZM177 127V126H175ZM174 127V129H175ZM182 127V126H181ZM179 127V128H181ZM199 127V125H198ZM245 127V126H244ZM248 127V125H247ZM108 128V127H107ZM111 128V127H110ZM119 128V126H118ZM135 128V127H133ZM159 128V127H158ZM162 128V127H161ZM19 129V131H18ZM121 129V128H120ZM124 129V128H123ZM151 129V128H150ZM167 129V128H166ZM170 129L172 130V128L170 127ZM182 129V128H181ZM200 129V127H199ZM238 129V128H237ZM242 129V128H241ZM89 130V131H87ZM113 130V129H112ZM133 130V129H132ZM149 130V129H148ZM165 130V129H164ZM170 130V131H171ZM194 130H196L194 128ZM201 130V129H200ZM221 130H223V134H221ZM236 130V129H235ZM114 131V130H113ZM117 131V129H116ZM174 131V130H172ZM204 131V130H203ZM206 131V130H205ZM6 132V131H5ZM136 132V131H135ZM134 132V133H135ZM163 132V131H162ZM184 132V131H182ZM181 132V135H183ZM120 133L121 130H120ZM124 133H127L124 131ZM129 133V132H128ZM140 133V131H139ZM173 133V132H172ZM188 133V132H187ZM190 133V132H189ZM176 134V133H175ZM186 134V133H185ZM184 134V135H185ZM191 137L190 139L193 140L194 137L200 135L199 133H196V131H192L191 133ZM207 134V133H205ZM211 134V133H210ZM31 135V136H32ZM119 135V132H118ZM118 135L115 134V136L117 137ZM167 135V134H166ZM180 135V136H181ZM188 135V134H187ZM120 136V135H119ZM190 136V135H189ZM188 136V139H189ZM201 136V135H200ZM4 137V136H3ZM9 138L12 139V137H10L8 135ZM14 137V136H13ZM16 137V138H17ZM102 137H106L105 139L102 140ZM127 137V136H126ZM132 137H134L132 135ZM171 137V136H170ZM174 137V136H173ZM171 137V138H173ZM177 137V136H176ZM2 138V137H1ZM7 139V137H5ZM3 140H6V139ZM100 140H99V139ZM120 138V137H119ZM131 138V137H130ZM170 138V139H171ZM21 139V140H22ZM109 139V136H108ZM123 139V138H122ZM127 139V138H126ZM124 138V140H126ZM166 139V138H165ZM179 139V138H178ZM196 139V138H195ZM200 139V137H199ZM20 140V141H21ZM28 140V141H27ZM113 140V138L111 139ZM115 140V139H114ZM123 140V141H124ZM142 140V139H140ZM173 140V139H172ZM13 141V140H12ZM27 141V142H26ZM129 140H126V143ZM144 141V140H143ZM142 141V142H143ZM177 141V140H176ZM175 141V142H176ZM182 141V140H181ZM2 142V141H1ZM5 142V141H4ZM8 143V141H6ZM14 142V141H13ZM68 142V139L62 141V144H65ZM116 142V141H115ZM165 142V141H164ZM180 142V141H179ZM197 142V141H195ZM132 143L129 142V145ZM145 143V142H144ZM172 143V142H171ZM199 143V142H197ZM15 144V143H14ZM20 144V142H19ZM117 144V143H116ZM119 144V143H118ZM121 144V143H120ZM119 144V145H120ZM128 144V143H127ZM147 144V143H146ZM169 144V143H168ZM174 145V143H172ZM177 144V143H176ZM181 143H179L178 145H175V147L177 149H181L180 146ZM1 145V144H0ZM16 145V144H15ZM75 151H77L79 149L78 146H76ZM150 145V144H149ZM155 145V144H154ZM162 145V143H161ZM165 145V144H164ZM164 145H162V147H164ZM172 145V146H173ZM17 146V145H16ZM44 146V143H43ZM136 146V145H135ZM134 146V147H135ZM158 147V145H155V147ZM160 146V145H159ZM2 147V145H1ZM19 148V146H17ZM25 148H27V145L24 146ZM168 147V145H167ZM166 146L164 147V149L162 151L165 150V148H167ZM171 147V146H170ZM169 147V148H170ZM174 147V146H173ZM180 147V148H179ZM192 147V146H191ZM213 147H216L217 149L221 150V155L222 153L224 154V156H222V158L218 155V153L215 151V149ZM8 148V147H7ZM17 148V149H18ZM198 148V146L196 147V149ZM21 149V148H20ZM173 149V148H172ZM170 148V150H172ZM1 150V148H0ZM2 150H5L2 148ZM1 150V151H2ZM158 150V149H157ZM167 150V149H166ZM168 150V151H170ZM173 150H176L175 148ZM7 151V150H6ZM11 151V150H10ZM9 151V152H10ZM18 151V150H17ZM198 151V149H197ZM5 152V151H4ZM159 152V151H158ZM167 152V151H166ZM194 152V151H193ZM15 153V152H14ZM18 153V152H17ZM71 153V151H70ZM174 153V152H173ZM5 154V153H4ZM74 156V152L71 153ZM168 154V153H165ZM177 154V153H176ZM9 155V153L7 154ZM70 155V154H69ZM29 156V155H28ZM6 157V156H5ZM158 157L157 151L154 150L153 148L148 149V156H146V158L150 161H155ZM1 158V156H0ZM9 158V157H8ZM11 158V156H10ZM15 158V157H13ZM31 158V157H30ZM167 160V163L170 161V159H168L167 157H165ZM34 159V158H33ZM216 159V160H215ZM224 159V160H223ZM264 159V158H262ZM9 160V159H8ZM17 160V159H16ZM23 160V159H22ZM32 160V159H31ZM165 160L163 162V164H161L160 166L165 165ZM20 161V160H19ZM25 161V159H24ZM34 161V160H33ZM31 161V162H33ZM159 161V160H158ZM162 161V160H161ZM160 161V162H161ZM225 161V162H224ZM7 162V161H6ZM14 161H12L13 163ZM18 162V161H17ZM29 163V161H27ZM30 162V163H31ZM90 162V161H89ZM88 162V163H89ZM5 162L0 163V190L2 191V189H5L6 191V199L4 200L6 204H11V207H14L16 209H18V206H22L24 203L21 202L20 199V195L22 194V192L27 191L29 192V197H30V201L37 204H40V201L43 199V195H48L50 197L54 198V195H56V193L54 192L56 190L57 187L61 186L62 182L60 180H62L61 178L57 177L55 179H52L49 175L44 176L43 174H41L40 172H38L37 170H31L25 166L20 165L18 162V165H20V167L18 168L17 171H15V174H9L10 177H8V179H4L3 175L5 172V169L7 165H4ZM29 163V164H30ZM91 163V162H90ZM157 163V162H156ZM260 163V162H259ZM8 164V163H6ZM24 164V163H23ZM159 164V162H158ZM230 164V165H229ZM16 165V164H15ZM25 165V164H24ZM27 165V163H26ZM36 165V164H35ZM34 167H37L35 166ZM90 166V164H88ZM258 165V164H257ZM264 165V164H263ZM262 166V165H261ZM33 167V166H32ZM168 167V166H167ZM174 167V166H173ZM255 167V166H254ZM129 168L132 169L133 172H135L134 169V164H130ZM252 168V167H251ZM256 168V167H255ZM10 169V167H9ZM36 169V168H35ZM38 169V167H37ZM166 169V168H165ZM7 171V170H6ZM13 171V170H12ZM163 171V170H162ZM165 171V170H164ZM98 175H100L101 170H98ZM178 172L179 175L176 176L175 173ZM6 173V172H5ZM47 173L49 174V172L47 171ZM211 173V175L214 176V178H216V176L220 177V180L218 181V187L213 186L212 190L210 191V187L208 186V183L210 182V180H208L207 185H205V180L208 179L206 176L207 174ZM6 175V174H5ZM237 175V174H236ZM8 176V174H7ZM18 177L21 180H25V181H21L19 182L17 185H9L7 184V181L9 179H11L12 177ZM126 178V177H125ZM142 178V177H141ZM160 178V180H159ZM119 179V178H117ZM145 179V178H142ZM116 180V179H115ZM122 179H119V181ZM147 180V179H146ZM29 181V182H28ZM104 181V179H103ZM100 182H102L100 180ZM116 182V181H114ZM112 182V184L114 183ZM103 183V182H102ZM111 183V182H109ZM108 183V184H109ZM121 183L119 182L115 185V187L110 188L109 190H111L112 192H114L116 194V192H118V195L120 194V190L119 188L121 187ZM101 184V183H100ZM238 184V183H237ZM110 185V184H109ZM108 185V188H109ZM210 185V184H209ZM236 185V184H235ZM253 185V186H254ZM100 187V185H98ZM238 186L241 187V185L238 184ZM237 186V187H238ZM244 187V186H243ZM236 188V187H235ZM250 188V187H249ZM254 188V187H252ZM107 189V188H106ZM224 190V189H223ZM227 190V188H226ZM0 191V192H1ZM57 191V190H56ZM102 191V190H101ZM106 191V190H105ZM110 191V192H111ZM241 191V190H240ZM250 192V191H249ZM79 193H83L81 195H79ZM88 190H84L83 187L81 185H77L75 184V187L73 189V193L69 194L72 195L73 198H75L76 196H80L81 199H85V197L87 196ZM109 193V192H108ZM26 194V193H25ZM252 194V193H251ZM2 195V194H1ZM52 195V196H51ZM68 195V194H67ZM108 195V194H107ZM113 195V194H112ZM117 195V196H118ZM57 196V195H56ZM60 197V195H59ZM102 197V196H101ZM112 197V196H111ZM5 198V197H4ZM47 198V196H46ZM49 198V197H48ZM70 198V197H69ZM72 198V199H73ZM116 198V197H115ZM115 198L113 200H115ZM133 198V197H132ZM202 198H204L202 200ZM26 199H28L26 197ZM50 199V198H49ZM57 199V198H56ZM55 199V200H56ZM118 199L120 200V198L118 197ZM134 199V198H133ZM241 199L243 200V202H246L247 204H241L240 206H237L236 204L234 205L233 203L238 200ZM44 200V199H43ZM51 200V199H50ZM54 200V201H55ZM139 200V201H140ZM58 201V200H57ZM112 201V200H111ZM240 201V200H239ZM49 202V201H47ZM113 202V201H112ZM236 203V202H235ZM142 204V203H141ZM3 205V204H2ZM5 205V204H4ZM35 205V204H34ZM52 205V204H51ZM149 205V203H148ZM7 206V205H6ZM38 206V205H36ZM42 206V205H41ZM48 206V205H47ZM60 206V205H59ZM110 206H112L110 204ZM19 207V208H20ZM8 208V207H7ZM5 208V209H7ZM23 208V207H22ZM43 208V207H42ZM153 208V206H152ZM156 208V207H155ZM11 209H9V212ZM28 210V209H27ZM31 210V209H30ZM38 210V209H37ZM127 210V209H126ZM7 211V210H6ZM20 211V210H19ZM34 211V210H33ZM46 211V209H45ZM120 211V210H119ZM50 212V211H49ZM48 212V213H49ZM125 212V211H124ZM155 212V211H154ZM178 212V214H180ZM184 212V210H183ZM182 212V213H183ZM14 212H12L11 214L13 215ZM47 213V214H48ZM123 213V212H122ZM121 213V214H122ZM126 213V212H125ZM164 213V212H163ZM6 214V213H5ZM33 214V213H32ZM41 214V213H40ZM44 214V213H43ZM127 214V213H126ZM177 214V213H176ZM227 214V213H225ZM224 214V215H225ZM10 215V214H9ZM8 215V217H9ZM11 215V216H12ZM35 215H39V214H35ZM113 215V214H112ZM183 215V214H182ZM185 215V214H184ZM183 215V216H184ZM232 215V214H231ZM186 216V215H185ZM199 219V222L197 220V217ZM34 217V216H33ZM36 217V216H35ZM39 217V216H37ZM167 217V216H166ZM166 217L163 219L166 220ZM175 217V215H174ZM18 218V216H17ZM213 218V220H212ZM232 218V217H231ZM40 219V218H39ZM45 219V217H44ZM178 218H176L175 220H177ZM229 219V218H228ZM156 220H158V218L156 217ZM162 220V219H160ZM164 220V221H165ZM168 220V219H167ZM170 220L174 221V219ZM179 220V219H178ZM177 220V221H178ZM232 221V220H230ZM228 221V223H224L225 225L230 226L232 224V222ZM44 222V221H43ZM167 222V221H165ZM175 222V221H174ZM178 223V222H177ZM220 223V222H219ZM34 224V223H32ZM105 224V222H104ZM217 225V224H216ZM59 226H61L59 224ZM82 226V225H81ZM107 226V224H106ZM165 226H167V230H162L160 229H155V230H146L144 228L143 231L145 233H149V234H144L143 236H140L139 233L137 232H131V233H126L125 235H119V230L118 232H116L114 230V228L112 230L107 229V234L110 236L109 239H105L106 241L104 242H96V238L95 240H89L88 238H83L82 234H79L78 230L74 231L73 233H68V237L65 238V240L61 243V244H57L55 243L54 247H49V245L42 239L40 238L38 240V243L36 244V246L41 250L42 253H44V256L39 259V262L43 259L42 264H46L48 263L50 260H55L56 261H64L65 259L68 260V256L66 257V255H68L71 252V257L73 261H80L82 260V257L84 256V261L86 262H90V264H120L121 260L123 258H125L129 253H130V249L133 246H137V243H139V245L137 247H139L138 250L135 251V258L137 259V264H163L164 261L166 264H177L178 262L176 261V259L173 256V254L175 253V249L174 246H176V243H179V250L180 248L182 249H189L190 248V244L188 243V241L185 238V235L183 234V232L180 230V232L178 231V227L176 223H170L167 224L165 223ZM176 226V228H174ZM128 227V226H127ZM157 225H155L153 227L156 228ZM190 227V226H189ZM223 227V226H222ZM221 227V228H222ZM31 228V227H30ZM104 228V227H103ZM227 228V227H226ZM230 228V227H229ZM102 229V228H101ZM140 229V228H139ZM211 229V228H210ZM208 229V230H210ZM238 229V228H237ZM14 230V229H13ZM32 230V229H31ZM124 230H126L124 228ZM138 230V228H137ZM193 230V231H192ZM197 230V231H196ZM207 230V231H208ZM24 231V230H23ZM133 231V230H132ZM136 231V230H135ZM141 231V230H140ZM139 231V232H140ZM142 231V232H143ZM206 231V232H207ZM214 231V230H213ZM33 232V231H32ZM182 232V233H181ZM246 232V233H244ZM42 235H44L45 232L41 231ZM14 235L12 236L11 240H14L16 238V240L18 242H14L13 245H11V249L9 250H1L4 252L3 257L9 258L13 253L14 250L18 247H22V245L20 246L19 244H24V242L27 241V239L25 237L19 236L17 237V234L13 233ZM116 234V235H115ZM174 234V238L172 239L170 236ZM108 237V236H106ZM115 237V238H114ZM29 238V237H28ZM234 238H239V241L237 242H233ZM253 239V237H251ZM101 240V237H100ZM99 237H98V241ZM189 240V239H188ZM95 241V242H94ZM103 241V240H102ZM173 241V242H172ZM256 241V240H255ZM3 243V242H2ZM1 243V244H2ZM32 243V242H31ZM192 246V245H191ZM1 247V246H0ZM91 247H94L91 249ZM177 247V246H176ZM196 247V245H195ZM24 248V247H22ZM31 248V247H29ZM193 248V247H191ZM116 249V250H115ZM30 250V249H29ZM193 250V249H192ZM20 251V250H19ZM28 250L25 249L24 252H27ZM181 251V250H180ZM29 252V251H28ZM183 252V251H182ZM185 252V251H184ZM187 253V252H186ZM132 254V253H131ZM130 254V255H131ZM177 254V253H176ZM182 254V253H181ZM202 252H201V248L199 249V256H201ZM35 255V254H34ZM46 255V256H45ZM70 255V254H69ZM186 255V254H184ZM183 255V256H184ZM160 256V257H159ZM176 256V255H175ZM178 256V255H177ZM32 257V256H31ZM180 257V256H179ZM185 257V256H184ZM2 258V257H1ZM18 258V257H17ZM20 258V257H19ZM66 260V261H67ZM179 260V259H178ZM10 261V260H9ZM72 261V262H73ZM180 261V260H179ZM195 261V262H194ZM58 262V263H59ZM254 262V263H253ZM29 262H27L26 264H28ZM64 263V262H63ZM71 263V262H70ZM77 263V262H76ZM49 264V263H48ZM52 264V263H51ZM79 264H81L79 262ZM89 264V263H88Z\"/></svg>", "mask_w": 264, "mask_h": 264}]
</instances>
